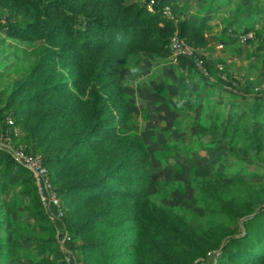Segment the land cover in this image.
Here are the masks:
<instances>
[{"label": "trees", "instance_id": "obj_1", "mask_svg": "<svg viewBox=\"0 0 264 264\" xmlns=\"http://www.w3.org/2000/svg\"><path fill=\"white\" fill-rule=\"evenodd\" d=\"M180 12L178 0H155L152 9L146 1L0 0V31L20 41L41 40L20 47L34 56L33 63L8 92L0 91L1 135L41 154L61 197V222L70 238L65 246L78 264H200L206 258H214L213 264H264V179L253 181L240 167L221 168L197 181L201 212L174 211L146 196L152 180L148 152L121 128L126 112L119 77L130 55L166 57L177 34L206 66L198 48L208 43L205 32L212 25ZM221 31L245 35L249 29L224 25ZM232 79L238 81L221 78L230 86ZM260 104L253 100L246 114L257 116ZM240 120L220 122L219 140L249 162L251 153L264 152V130ZM15 125L20 134L12 131ZM12 171L24 174V207L47 234L21 253L1 248L0 264L30 254L24 264H68L29 170L0 148L1 190ZM5 203L2 198L0 212Z\"/></svg>", "mask_w": 264, "mask_h": 264}, {"label": "rangeland", "instance_id": "obj_2", "mask_svg": "<svg viewBox=\"0 0 264 264\" xmlns=\"http://www.w3.org/2000/svg\"><path fill=\"white\" fill-rule=\"evenodd\" d=\"M261 26L254 32L263 35L262 41L247 45L244 42V37L250 35L247 33L224 42L222 47L218 44L217 48L209 49L211 54L207 56L211 57L217 49L227 51L228 56L218 54L209 59L203 54L206 66L198 57L180 60L173 54L158 57L152 53H138L127 58L119 77L126 112L121 128L141 141L148 152L147 168L152 180L145 194L149 199L169 205L177 212L192 209L201 212L202 201L196 196L198 179L217 175L221 168L237 167L253 181L264 179V152L251 153L249 162L238 157L219 140L218 128L220 122L229 125L241 119L249 129L254 123L264 130V27ZM40 41H20L0 31V91L8 92L12 80L28 72L33 63L34 56L20 47L31 48ZM227 57L235 62L231 65ZM215 65H221L222 69ZM234 74L241 77L242 84L238 85L233 79V86L222 82L221 77L225 75V79H229ZM253 100L261 103L257 116L246 114ZM12 131L20 134L16 125ZM2 137L0 131V140ZM16 140L11 139V146L21 145L25 149L24 144ZM23 179V173L12 171L5 188L0 189V201L4 198L8 202L0 212L4 215L0 216V234H7L0 240V249L14 248L13 254L35 247L34 241L47 234L24 207L26 198L20 193ZM32 181L38 194L33 176ZM216 218L221 220L222 216L216 215ZM50 221L55 226L56 243L62 255L74 260L68 264H78L71 247L65 246L57 233L58 221L52 214ZM31 259L30 254L14 264H24ZM212 259L206 258L200 264H213L210 263ZM5 262L2 260L1 264Z\"/></svg>", "mask_w": 264, "mask_h": 264}, {"label": "crops", "instance_id": "obj_3", "mask_svg": "<svg viewBox=\"0 0 264 264\" xmlns=\"http://www.w3.org/2000/svg\"><path fill=\"white\" fill-rule=\"evenodd\" d=\"M135 1L143 2L146 0H125L126 3ZM240 1H243V5L242 8L237 12V4ZM178 4L181 7L180 13L182 15H194L199 19L206 20L209 24L212 25L211 31L205 32L208 43L198 48L199 52L204 54L209 59H213V57L218 54L219 56H228L227 51L224 53L222 50L220 51V49L212 52L214 54L211 57L207 55L211 54L209 53L210 48H217L218 44H220V47H222L224 42H231L243 35L237 32H229L230 34L224 35L221 31L224 25H228L229 30L236 29L238 32L240 31V29H244V27H247L249 29L247 33H250L249 37L251 38V41L249 42H247L246 40L244 41L248 43L247 45L253 46L257 42V40L262 41L261 39L263 35H260V38L256 37V39H253V36L258 33V31L254 32L256 30V27L264 24V0H178ZM253 7H255L253 10V16H251L249 20H246L249 12L253 9ZM251 32H253V35L251 34ZM227 58L226 60L230 62L231 65L235 62V60L229 59V57ZM233 77L238 79V81L234 80L238 85L243 83L239 75L234 74Z\"/></svg>", "mask_w": 264, "mask_h": 264}, {"label": "built area", "instance_id": "obj_4", "mask_svg": "<svg viewBox=\"0 0 264 264\" xmlns=\"http://www.w3.org/2000/svg\"><path fill=\"white\" fill-rule=\"evenodd\" d=\"M155 0H146V5L149 9H152ZM169 14V10H165ZM3 21V19H0ZM171 54L173 55H186L197 59L193 51V47L181 39L177 34L171 36L170 41ZM218 69H222L221 65H216ZM225 79L224 77H221ZM7 122L12 123L11 117H7ZM4 138V139H3ZM12 137L6 135L0 140V148H7L16 162L26 167L32 172V176L35 181L36 188L38 189V195L42 205L48 210L49 215L52 214L58 221L57 233L63 239L62 242L66 245L70 240L64 224L61 222V216L63 215L62 203L59 193L54 186L48 168L44 165L41 154L27 152L21 145L12 147ZM67 254V253H66ZM69 254V253H68ZM66 261L69 263L74 261L66 257Z\"/></svg>", "mask_w": 264, "mask_h": 264}]
</instances>
